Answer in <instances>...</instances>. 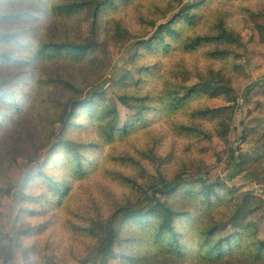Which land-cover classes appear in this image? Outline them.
Listing matches in <instances>:
<instances>
[{"label": "rangeland", "instance_id": "1", "mask_svg": "<svg viewBox=\"0 0 264 264\" xmlns=\"http://www.w3.org/2000/svg\"><path fill=\"white\" fill-rule=\"evenodd\" d=\"M80 1L0 0V54L5 55L0 58V85L20 103L12 111L0 100V204L15 199L22 208L17 227L26 232L24 264H264V253L256 251V241L264 240V104L241 98L224 114L203 115L199 112L210 98L194 92L185 102L167 107L169 92L185 96L210 70L264 81V65L250 69L223 54L226 44H190L198 35L215 33L220 19L238 38L264 25V0H115L97 16L93 5L70 16L55 9ZM189 5L195 19L179 22L180 35L174 38L165 33V52L159 45L142 46L131 59L128 47H119L110 36L118 22L132 40L149 39L161 23ZM85 20L98 23L97 49L83 58L47 50L49 43L87 42ZM94 88L105 90L104 97L92 112L81 108L63 133L91 159L77 172L64 148L56 150L53 144L59 142L58 118L67 102L86 100ZM126 94L133 101L142 99L137 103L145 108L144 120L134 119L137 113L121 98ZM251 114L258 126L243 138L241 121ZM232 127L236 159L228 148L219 153L204 147V134L226 138L225 131ZM151 153L166 155L160 170L130 160ZM216 166L220 169L211 180L220 177L222 183L211 200L182 191L167 199L169 205L191 213L176 224L182 233L177 249L169 237H158L151 224L131 222L123 227L112 255L99 253L109 217L120 206L141 204L142 192L131 179L140 173L152 182L160 176H181L196 192L201 184L197 179ZM48 177L67 194L59 197L58 189L51 190ZM240 210L246 213L247 225L240 242L232 241L234 251L211 258L206 246H200L201 239L214 232V239L232 236V217ZM9 252L0 217V264Z\"/></svg>", "mask_w": 264, "mask_h": 264}, {"label": "trees", "instance_id": "2", "mask_svg": "<svg viewBox=\"0 0 264 264\" xmlns=\"http://www.w3.org/2000/svg\"><path fill=\"white\" fill-rule=\"evenodd\" d=\"M36 1L42 2L44 0ZM114 2L115 0H84L80 2L58 4L55 6V9L64 16H70L82 7H90L93 5L95 7V16H97V14L103 9L112 6ZM192 6L193 5H189L188 8L182 10L179 15L173 18V20L161 23L149 39L140 41L132 40L129 36L128 30L118 22L113 27L110 36L119 47H128V54L131 59H135L140 53L142 46L152 47L154 45H159L160 50L165 52L169 48V41L166 38L165 33H167L168 37L172 38L180 35L178 26L179 22H192L196 17V14L192 13L190 10V7ZM152 24L154 25L155 23L153 22ZM97 27L98 23L96 20H85L83 29L87 42L66 41L61 43H49L47 45V50L55 55L67 54L70 57L78 56L83 58L85 55H89L92 50L98 48ZM215 28L216 31L213 34L198 35L197 37L192 38L190 42L191 46H199L208 41H219L226 44L228 47L227 50H223V54L232 55L238 62H245L250 69L264 65V25H258L249 29L242 38L236 37L234 32L227 26L224 19H220ZM4 56V54H0V58ZM67 84L73 87L70 83L67 82ZM194 92H203L210 98L208 107L199 112V114L203 115L224 114L223 112H226V110L230 109L233 105L239 103L241 98L248 101L251 99L256 100L259 106L264 104V81L256 82L249 75L228 77L223 70L218 69L210 70L202 74L197 85H195L192 90H189L185 96H180L177 90L169 92L167 95V107L173 108L175 105L185 102V100H187ZM104 93L105 90L94 88L89 91L86 100L71 99L70 102H67L58 118L60 124L59 131H57L59 142L55 141L53 144L54 146H57L56 150L64 148L65 154H68L69 159H71L70 164L75 167L77 172H81L83 170V164H89L91 159L82 151V149H80V144L75 143L69 138L63 137V133L65 129L74 124L75 117L78 115L81 108H90L88 112H92L96 105L99 104L98 101L104 97ZM121 98L126 104H130L132 109L137 113L134 119L140 121L144 120L145 108L143 105L137 103V101H141L142 99L136 98L133 101V99L127 94L123 95ZM0 100L5 101L9 105V109L12 111H17L20 107L18 96L5 90L1 85ZM2 121L3 120L1 119L0 125L2 124ZM241 125L243 138H246L257 128L258 120L255 115L251 114L241 121ZM112 126L113 125L109 127ZM112 129H114V127H112ZM226 131L225 133L227 134V137L229 132H231V137L229 139L224 136L213 137L209 134H204V147L207 150L214 149L219 153L224 152L228 148V151L231 152V156L235 158L236 149L234 146L236 142V133L234 127ZM53 133L57 134L56 131ZM52 138L53 137H51V141ZM165 159L166 155L162 153H153L152 155H146L142 160L135 158L130 160L137 165L145 166L146 164H149L160 170ZM17 162L22 168H24L23 161L17 160ZM219 169L220 167L216 166L212 171L207 173L206 177H199L197 182L201 184L199 191L196 192L187 187L181 176H177L173 180H167L163 176H160L156 182H152L149 180L147 174L140 173L137 179H131V181L137 185L142 192L141 204L138 206H120L119 209L109 217L105 223L104 231L101 234L102 242L98 250L99 253L112 255L114 253V245L119 238L123 227L131 222L142 223L144 225L151 224L158 237H169L174 245L173 248H176L177 244L180 242L178 237L182 235L177 229L176 224L183 217H189L191 213L186 210H180L173 205H169L167 199L173 194L182 191L186 195L191 194L192 196L195 195L196 198L201 197L202 200H211L212 196L217 194V186L222 183V178L220 177L214 181L211 180L213 174ZM48 178V184L51 187V190L58 189L59 197H63L67 194L68 190L66 188H62L53 178ZM262 197L264 199V192ZM21 210V206L15 199L8 203L0 204L2 233L8 238L10 245L9 255L4 259L3 264L25 263L22 234H25L26 232L17 227ZM245 219L246 213L243 210L238 211L232 217L234 230L232 236L227 239L220 236L214 239V232L209 238L207 237L205 240L201 239L200 246L202 248L206 246L208 254H213L211 258H217L234 251L232 241L235 243L240 242L239 238L242 237V231L244 230V225H246ZM117 222H119V227L116 225ZM212 230L206 232V236H208ZM256 245L257 254L264 253V240L256 241Z\"/></svg>", "mask_w": 264, "mask_h": 264}]
</instances>
